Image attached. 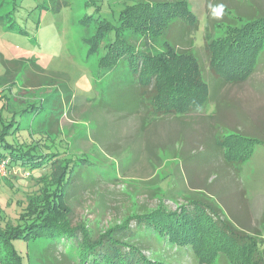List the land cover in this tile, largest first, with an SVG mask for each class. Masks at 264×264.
Masks as SVG:
<instances>
[{
  "label": "trees",
  "instance_id": "16d2710c",
  "mask_svg": "<svg viewBox=\"0 0 264 264\" xmlns=\"http://www.w3.org/2000/svg\"><path fill=\"white\" fill-rule=\"evenodd\" d=\"M204 6L208 23L203 48L194 44L193 34L199 21L182 0H138L122 11L115 30L116 39L105 44L99 67L110 71L120 59L131 57L128 65L133 81L130 96L117 113L109 114L107 109L100 112L90 110L97 123L94 135L102 141V146L114 145L118 137H126L125 124L134 125L131 138L139 142L146 138V145L141 143L139 153L145 152L149 159L157 161L152 158L156 157L152 147L158 146L147 145L149 134L144 133L149 122L151 125L152 121H160L163 126L179 132L182 125L192 127V123L209 118L206 114L212 109L216 119L214 123L208 120L203 133L213 148L215 159L221 161L212 170L216 178L227 171L236 177L255 144H264V130L257 133L240 125L242 123L232 125L231 122H228L230 129H227L222 118L225 110L234 114L239 107L237 98L228 94L229 87L249 80L258 71L264 74V0H206ZM4 17L7 15L0 16V21ZM9 19L8 25H14L15 20ZM219 23L230 28L220 38L214 33ZM186 41L192 46H183ZM93 44L89 46L92 53L97 47ZM202 49L203 55L199 51ZM0 61L4 66V73L0 76V87H3V84L16 80L26 60L4 58L0 53ZM30 64L42 74L41 78L47 76V81L55 78L51 79L37 62L31 61ZM4 97L1 109L10 113L7 119L0 116V161L7 162V171L18 165L29 173H40L36 179L44 180L39 190L41 193L32 202L33 196L27 200V222L16 226L6 223L5 227H0L2 264H23L13 241L34 237L45 240L44 253L46 257L50 253L55 264H73V260L87 261L88 264L89 257L90 264H161L145 255L144 249L150 247L148 243L156 240L179 247L180 252H186L190 257L192 264H264V237L256 234L257 229H252L249 223H243L223 210L219 201L222 199L221 190H211V182L207 180L210 175L202 179L205 190L194 185L193 173L189 171L186 175L192 186L186 199L188 203L183 207L174 211L161 207L141 209L126 221L107 227L93 237L85 224H73L68 202H72L78 190L98 184L95 164L84 154L42 150L38 143L19 142L17 136L22 127L17 117L29 112L22 111L20 106L15 107L21 99L10 103V95L6 93ZM225 103L226 109L223 108ZM34 108L31 105L27 109L38 111ZM60 116L62 111H50L47 121L50 131L55 123L58 124ZM194 130V127L184 129L183 134H178L186 145V152L194 150L187 146V132ZM10 135L13 138L8 140ZM45 136L50 139L49 134ZM175 138L176 134L169 136V142ZM238 144L249 145L238 149ZM120 150L119 147L114 149L116 152ZM242 150L243 155L240 154ZM147 164L152 165L151 161ZM73 175L78 182L70 187ZM131 220L134 223L130 225ZM62 238L68 245L65 252L54 247ZM57 254L64 256L63 259L56 261ZM46 262L50 263L49 260Z\"/></svg>",
  "mask_w": 264,
  "mask_h": 264
},
{
  "label": "rangeland",
  "instance_id": "374dc122",
  "mask_svg": "<svg viewBox=\"0 0 264 264\" xmlns=\"http://www.w3.org/2000/svg\"><path fill=\"white\" fill-rule=\"evenodd\" d=\"M136 1L0 0V16L7 15L0 21V53L4 58L26 60L16 80L0 87V116L4 119L9 117L10 112L1 109L6 93L11 97L10 103L14 99H21L15 103V107L20 106L22 111L29 113L17 117L22 127L17 136L19 142L38 143L42 150L84 154L87 160L93 161L96 166L94 173L99 177L98 184L74 192L76 197L68 202L73 224H85L93 237L107 227L126 221L130 215L141 212V209L161 207L174 211L183 207L188 203L186 199L192 186L186 171L193 173L191 177L195 179L194 185L201 188L203 180L210 175L207 180L211 182V190H221L222 199L219 198V201L223 210L228 215H235L243 223H249L252 229H257L256 234L264 237V144H255L238 176L233 177L235 175L227 171V174L224 172V175L216 178L212 169L221 161L215 159L213 148L203 134L208 120L214 123L216 119L212 109L207 110L209 118L192 123V127L182 125L179 132L169 129L167 125L163 126L160 121H152L151 125L149 122L144 133L149 134L147 145L153 143L158 146L152 147L156 153V157L152 158H157V161L149 159L145 152L139 153L141 143L146 145V138L144 141L140 139V142L131 138L134 125L125 124L126 137H118L114 145L109 143L102 146V141L95 137L97 123L90 110L100 112L107 109L109 114L117 113L127 101L126 97L130 96L133 81L128 65L131 57L120 59L110 71L101 69L99 60L105 53V44L116 39L115 30L122 11ZM182 1L199 21V27L193 34L194 44L203 48L208 23L204 6L206 0ZM8 18L15 20V24L9 26ZM229 30L226 24L219 23L214 33L220 38ZM93 43L97 46L94 53L89 52V46L92 47ZM183 46L191 47L192 44L186 41ZM262 46L264 48V43ZM199 51L204 54L203 49ZM31 61L37 62L46 74L51 75V79L55 78L47 81L45 73L46 77L41 78L42 74L33 69ZM3 73L4 66L0 61V76ZM262 75L258 71L249 80L229 87L228 94L237 98L236 105L239 107L234 114L224 111L222 119L227 129H230L228 122H231L232 125L242 123L240 125L257 133L264 130ZM31 105L38 111L28 110ZM223 108L226 109V103ZM51 110L62 111L52 131L47 123ZM193 127L194 131L187 132V146L194 150L186 152V145L178 138V134ZM47 134L50 139L45 136ZM175 134L177 138L170 143L168 137ZM165 144L169 145L166 147ZM115 145L121 148L120 152L114 151L118 149ZM247 145L238 144V149ZM240 154H244L243 150ZM149 161L151 167L147 164ZM39 175L38 172L32 174L16 165L8 169L4 178L1 176L0 227H5L6 223L16 226L27 222V200L33 196L32 202L41 193L39 190L44 178L36 179ZM77 182L73 175L70 187ZM203 189L207 190L206 187ZM133 223L131 220L129 224ZM61 240L54 247L65 252L68 245L63 243L65 238ZM45 243L42 237L13 241L14 248L23 258V264H55L50 253L47 257L44 253ZM148 246L144 249L145 255L151 260L161 264H192L186 252H180L177 246L164 245L159 240L149 242ZM68 255L72 256L71 253ZM63 257L57 254L56 261ZM73 264H87V261L82 263L73 260Z\"/></svg>",
  "mask_w": 264,
  "mask_h": 264
},
{
  "label": "built area",
  "instance_id": "2783aa9c",
  "mask_svg": "<svg viewBox=\"0 0 264 264\" xmlns=\"http://www.w3.org/2000/svg\"><path fill=\"white\" fill-rule=\"evenodd\" d=\"M6 164H7V162L5 160L0 161V176L6 175V173H7Z\"/></svg>",
  "mask_w": 264,
  "mask_h": 264
},
{
  "label": "clouds",
  "instance_id": "9594fccd",
  "mask_svg": "<svg viewBox=\"0 0 264 264\" xmlns=\"http://www.w3.org/2000/svg\"><path fill=\"white\" fill-rule=\"evenodd\" d=\"M217 14H219V13H217Z\"/></svg>",
  "mask_w": 264,
  "mask_h": 264
},
{
  "label": "crops",
  "instance_id": "0c3cea01",
  "mask_svg": "<svg viewBox=\"0 0 264 264\" xmlns=\"http://www.w3.org/2000/svg\"><path fill=\"white\" fill-rule=\"evenodd\" d=\"M135 141V140H134Z\"/></svg>",
  "mask_w": 264,
  "mask_h": 264
}]
</instances>
